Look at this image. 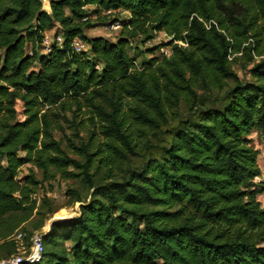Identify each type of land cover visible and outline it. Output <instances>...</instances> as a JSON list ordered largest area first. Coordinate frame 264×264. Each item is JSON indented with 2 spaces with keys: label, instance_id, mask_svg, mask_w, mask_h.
I'll list each match as a JSON object with an SVG mask.
<instances>
[{
  "label": "trees",
  "instance_id": "1",
  "mask_svg": "<svg viewBox=\"0 0 264 264\" xmlns=\"http://www.w3.org/2000/svg\"><path fill=\"white\" fill-rule=\"evenodd\" d=\"M49 2L0 0V261L61 207L35 197L59 177L91 200L69 187L80 215L54 222L43 259L21 264H264L250 138L264 134V0ZM92 13L121 26L115 41L87 35ZM51 29L63 40L46 51ZM156 32L171 54L138 66L131 41ZM77 38L89 48L76 51ZM256 58L243 80L235 64ZM68 111L87 116L79 158L55 137ZM29 163L42 177L31 167L17 179Z\"/></svg>",
  "mask_w": 264,
  "mask_h": 264
},
{
  "label": "rangeland",
  "instance_id": "2",
  "mask_svg": "<svg viewBox=\"0 0 264 264\" xmlns=\"http://www.w3.org/2000/svg\"><path fill=\"white\" fill-rule=\"evenodd\" d=\"M49 1L45 2V8L49 9ZM93 6H90V9H92ZM104 15V14H103ZM129 17V14L127 11H123L121 13V17ZM90 19V25L86 28V33L90 37H96V36H105L113 41L117 39V36L120 34L121 26L115 24H110L112 18L107 19L104 23L99 19V16L97 14L92 13L89 16ZM49 35V39L52 40L54 36H56V31L54 29L49 30V32H46L45 35ZM170 37L167 36L164 32H156L155 36L153 38H149L144 40L143 36H139L136 40L134 39L131 41L132 45V51L131 56L135 58V62L137 65H140V61L146 57L150 58L152 56H163V55H170L171 54V46L167 45L168 42H170ZM53 41V40H52ZM156 46H160L158 50L155 51L154 54L150 53L149 49L155 48ZM138 47V48H137ZM89 46L87 45V49ZM138 49V50H137ZM141 50V51H140ZM258 62V58L254 59L252 63H245L239 61L237 64H235V70L239 74V76L246 81L254 80V75L252 72V68L254 67V64ZM201 92V91H200ZM17 109L20 111V118H24L23 115V107L22 103L20 101L16 104ZM185 107H181V112L184 110ZM66 119L62 120V128L55 131V137L62 142V146L68 151L70 156L79 158V155L77 154L78 149L75 147V145H81V141L84 139H87L88 134L90 133L89 129L88 131L86 129H83L80 126V121L84 119V117H87L84 112H80L77 117L74 116V113L72 111H68L66 113ZM87 124V122H86ZM79 131V132H78ZM83 137L80 138L78 134ZM251 145L258 149L259 156H258V163L261 168V177L258 178V180L264 181V134L258 130H253L251 135ZM75 141V143H74ZM135 164L140 163V158H134L133 159ZM32 165L25 164L17 177V179H21L23 176H25L27 173H29ZM34 172L38 177H42V173L39 169L32 167ZM264 183V182H263ZM69 187H78L79 191L82 193L83 196H86V202L88 203L91 200L90 191L84 192L83 187L80 181H75L74 179H62V178H55L52 181L44 182L41 189L39 190L38 194L35 195V197L38 198V201L40 202V199L47 195L54 197L57 203L61 205V207L55 211L52 215L49 216L45 220V223L43 227L40 229L34 231V234L32 238L38 234L41 233L42 235L47 234L56 221H64V219H72L75 217H78L80 215V207L84 202H73L70 204L71 197L67 194V189ZM93 189L91 190V192ZM258 199L261 201L262 206H264V193L259 194ZM66 217V218H65ZM32 238H31V244L29 246L25 245V247H19L18 252H22L23 255H27L32 246ZM69 246L70 244L67 243ZM26 251V252H24Z\"/></svg>",
  "mask_w": 264,
  "mask_h": 264
},
{
  "label": "built area",
  "instance_id": "3",
  "mask_svg": "<svg viewBox=\"0 0 264 264\" xmlns=\"http://www.w3.org/2000/svg\"><path fill=\"white\" fill-rule=\"evenodd\" d=\"M46 1H49V0H43L44 9H46L45 8ZM49 5H50V2H49ZM46 10L48 12H51V6H49V9H46ZM116 24L119 25L118 23ZM49 38H50L49 35L46 34L45 39H44V45L46 47V51L50 50L51 44L53 42L52 40H54V38L52 40H50ZM56 39L58 42H61L63 40L61 35H57ZM87 45H88L87 43L83 42L82 40L78 38L73 41V47L76 51H82V50L87 49ZM14 238L17 241L18 249H20L19 248L20 246L25 247L24 234L22 232H19L17 235L14 236ZM43 253H44L43 235L41 233H38L32 238L31 250L27 255L24 256L22 252H17L14 255H12L9 259H4L0 261V264H21L24 261L29 262V263L39 262L43 259Z\"/></svg>",
  "mask_w": 264,
  "mask_h": 264
},
{
  "label": "crops",
  "instance_id": "4",
  "mask_svg": "<svg viewBox=\"0 0 264 264\" xmlns=\"http://www.w3.org/2000/svg\"><path fill=\"white\" fill-rule=\"evenodd\" d=\"M46 32H49V30H48V31H46Z\"/></svg>",
  "mask_w": 264,
  "mask_h": 264
}]
</instances>
